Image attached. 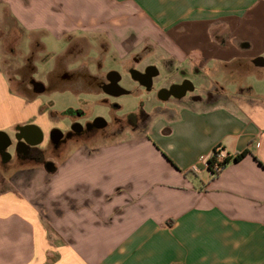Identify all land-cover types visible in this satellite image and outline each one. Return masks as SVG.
I'll return each instance as SVG.
<instances>
[{
	"label": "crops",
	"instance_id": "0c3cea01",
	"mask_svg": "<svg viewBox=\"0 0 264 264\" xmlns=\"http://www.w3.org/2000/svg\"><path fill=\"white\" fill-rule=\"evenodd\" d=\"M11 37L12 60L32 57L28 87L53 71L74 101L16 90L0 53V131L92 116L105 93L85 80L108 70L131 91L118 97H143L122 117L148 118L58 149L28 184L16 172L0 189V264H264V0H0V51ZM148 64L145 89L131 69ZM215 147L247 153L212 176L199 157Z\"/></svg>",
	"mask_w": 264,
	"mask_h": 264
},
{
	"label": "flooded vegetation",
	"instance_id": "af4514ba",
	"mask_svg": "<svg viewBox=\"0 0 264 264\" xmlns=\"http://www.w3.org/2000/svg\"><path fill=\"white\" fill-rule=\"evenodd\" d=\"M14 76L18 75L15 73ZM131 76L142 84L143 88L150 89L152 79L156 76V70L152 65L148 64L141 71L131 69ZM105 77L107 81L98 76H92L85 81H89L92 85H96L97 89L103 90L104 96L108 98H117L120 93H131L130 90L119 85L120 76L115 71L108 70ZM28 81L33 84L34 90L39 89V92H44L46 89L41 82L34 81L33 79H29ZM190 86V82L184 80L167 90H160L159 95L163 98L169 94L178 95ZM108 108L111 114L121 109V104L113 101L109 104ZM147 118L148 115L138 106L136 112L127 113L124 117L110 115L107 118L100 114L86 117L84 112H79L74 119L68 122L61 121L60 124L52 125L46 132L41 131L34 122L16 125L9 134L11 144L6 148V151L0 153V164L11 163L12 166L14 164L15 167L12 168L14 171L12 174L22 170H30V168L36 165L42 166L48 171L55 167V165L53 159L46 156V152L55 154L58 149L67 145L115 134L126 127L134 130L140 122L146 121ZM23 140H25L26 145L22 143ZM23 166L26 167L22 168Z\"/></svg>",
	"mask_w": 264,
	"mask_h": 264
},
{
	"label": "rangeland",
	"instance_id": "374dc122",
	"mask_svg": "<svg viewBox=\"0 0 264 264\" xmlns=\"http://www.w3.org/2000/svg\"><path fill=\"white\" fill-rule=\"evenodd\" d=\"M133 36H131V38ZM133 38L135 39V36ZM139 41L140 40H136V41H134V43H138ZM12 42L13 41H12V37H11V40L9 41V43L7 45L8 47H5L4 49L2 48L0 53L2 55L1 56L2 66H3V69L6 72L7 76L9 78H13L15 73L19 76L20 81H18V82H20V83H18V85H16L17 81H15V83L13 82L16 90L24 93L25 95H28L29 97H34V96L39 95L46 104L54 105L55 107L60 106L62 103L66 102V101H74V98H73L74 93L72 91L67 90V89L59 90L58 88H54V87H58V85H60V84L58 81L55 80V76H57V74H56V72H53V71L51 73H47V75L45 73L41 74V79L43 78V80H45L44 83H45L46 89L43 92L45 94H37L40 91L39 89L34 90L33 88L28 87L27 79H28V77L32 71V66L29 65V62L31 61L32 57H30V56L27 57L23 54L18 56V54H17L16 60H12L11 53H13V50L10 49L11 48L10 46L13 45ZM129 43H131V41ZM96 47L97 48L100 47L101 49H105L106 43L102 42V44H100V46L96 45ZM142 47L140 46V44L137 45V49L138 48L141 49ZM147 49H148L147 53H150L149 48H147ZM6 56L8 57V59H5ZM141 56H138V54H137V55H134L132 57L124 56L123 58L125 61L126 60L138 61V60H141V58H142ZM100 58H102V57H100ZM116 59H117V57H116ZM145 59L148 62H152L151 58H149V57H146ZM79 60L81 62L82 58L81 59L79 58ZM95 64L97 66L100 65L99 67H101V62L97 61ZM34 75L40 76L39 74H36V72L34 73ZM12 81H13V79H12ZM23 81H24V83H22ZM107 98L108 97L104 96V95L93 97V99L97 103L95 105V107L93 108V115L100 114V115H103L107 118H109L110 115L115 116V117H122V115L127 111V109L133 108L135 106L136 102H139L140 99H143V97L134 98V97H121V96L118 98H114V99H112V98L107 99ZM113 101L125 104V109H119V110L110 114L108 107H109V104ZM46 156L48 158L53 159V154H51L50 152H46ZM1 165H4V164H0V189H5V188L12 186L13 182L11 181V179H12V177H14V174H12L14 171L12 169L8 170V168L6 169L5 166L3 167ZM33 169L34 168H30V170H28V169L24 170L19 174V176L25 178V181L20 180L21 181L20 184L22 182H23V184H28L29 178L31 177V175L34 171ZM33 175H34V173H33Z\"/></svg>",
	"mask_w": 264,
	"mask_h": 264
},
{
	"label": "trees",
	"instance_id": "16d2710c",
	"mask_svg": "<svg viewBox=\"0 0 264 264\" xmlns=\"http://www.w3.org/2000/svg\"><path fill=\"white\" fill-rule=\"evenodd\" d=\"M217 148L222 150L220 147H215L212 150L211 158L207 161L208 162L207 169L212 174V176L217 175L226 166V164H228L230 161L237 162L240 159H242L247 153V151H242V152H239L233 156L225 155L222 159H220L218 161V171H215L213 163H214L216 155L218 153Z\"/></svg>",
	"mask_w": 264,
	"mask_h": 264
},
{
	"label": "water",
	"instance_id": "95a60500",
	"mask_svg": "<svg viewBox=\"0 0 264 264\" xmlns=\"http://www.w3.org/2000/svg\"><path fill=\"white\" fill-rule=\"evenodd\" d=\"M22 143L26 145L25 140H23ZM10 144H11V138H10V136L7 133H5V132L0 131V153L2 151H6V148ZM54 169H55V167H53L51 170H48V171L52 172V171H54Z\"/></svg>",
	"mask_w": 264,
	"mask_h": 264
},
{
	"label": "built area",
	"instance_id": "2783aa9c",
	"mask_svg": "<svg viewBox=\"0 0 264 264\" xmlns=\"http://www.w3.org/2000/svg\"><path fill=\"white\" fill-rule=\"evenodd\" d=\"M217 151H218V153H217L216 158H215V161H214V163H213L215 171H218V161H219L220 159H222V158L225 156V155L223 154V151L220 150L219 148H217ZM210 158H211V154H210L209 156L201 155V156L199 157V160L202 161V162L205 164L206 168H207V166H208V162H207V161H208Z\"/></svg>",
	"mask_w": 264,
	"mask_h": 264
}]
</instances>
